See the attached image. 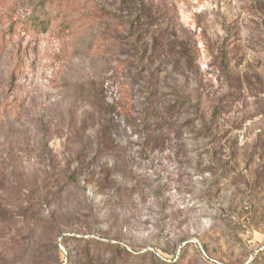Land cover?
Masks as SVG:
<instances>
[{
  "label": "rangeland",
  "instance_id": "obj_1",
  "mask_svg": "<svg viewBox=\"0 0 264 264\" xmlns=\"http://www.w3.org/2000/svg\"><path fill=\"white\" fill-rule=\"evenodd\" d=\"M0 3V264H264V0Z\"/></svg>",
  "mask_w": 264,
  "mask_h": 264
},
{
  "label": "trees",
  "instance_id": "obj_2",
  "mask_svg": "<svg viewBox=\"0 0 264 264\" xmlns=\"http://www.w3.org/2000/svg\"><path fill=\"white\" fill-rule=\"evenodd\" d=\"M3 1H9V0H0V3H3ZM68 0H50L48 6H41V11L33 17L32 19V26L34 28L41 27L42 25L46 24V22L49 21V19L52 17L55 11H61L63 8L64 2ZM2 16H0L1 18ZM12 35V31L7 28H0V50L2 49V46H4L7 43V40L5 37H8Z\"/></svg>",
  "mask_w": 264,
  "mask_h": 264
}]
</instances>
